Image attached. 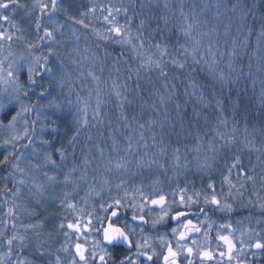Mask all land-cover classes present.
<instances>
[{
  "label": "rangeland",
  "instance_id": "rangeland-1",
  "mask_svg": "<svg viewBox=\"0 0 264 264\" xmlns=\"http://www.w3.org/2000/svg\"><path fill=\"white\" fill-rule=\"evenodd\" d=\"M16 3L0 9L8 17L0 19V264H84L77 244L88 264H98L100 255L107 264L125 256L135 264H161L170 245L180 264H209L218 255L210 264H222L221 252L226 264H252L260 257L264 247L255 244H264V123L233 120V108L224 111L213 85L202 79L219 77L227 86L226 80L246 75L252 91L264 89V63L258 65L264 33L255 36L247 16L239 17V0H57L55 11L51 0H39L49 5L44 11L38 0ZM151 4L165 10L171 25L177 23L175 45L186 61L176 60L173 72L183 78L185 107L195 105L189 116L178 103L176 116L151 109L146 117L131 118L147 123L122 142L114 123L128 118L121 112L114 119V102L124 106L134 78L153 85L147 63L161 69L163 55L140 46V33L120 17ZM115 27L120 35L110 31ZM126 52L139 60L129 64L134 75L122 66ZM190 61L203 72L190 75ZM168 82L160 79L155 91L146 89L163 112L179 95V86ZM36 84L43 92L34 93ZM62 119L72 121L68 138L61 134ZM230 151L235 155L223 172ZM237 157L240 167L234 168ZM137 173H146L148 184ZM161 196L163 204L152 202ZM203 207L214 213L198 218L191 239H180L181 218ZM113 211L114 219L120 211L114 223L130 235L131 250L114 252L104 242ZM132 216L146 218L148 225L134 223ZM137 242L146 246L137 249ZM138 251L156 261L137 257Z\"/></svg>",
  "mask_w": 264,
  "mask_h": 264
},
{
  "label": "trees",
  "instance_id": "trees-1",
  "mask_svg": "<svg viewBox=\"0 0 264 264\" xmlns=\"http://www.w3.org/2000/svg\"><path fill=\"white\" fill-rule=\"evenodd\" d=\"M233 1L236 0H230V2L232 3ZM239 4H241V6L243 7V9L241 10L243 14L239 17H243V15L247 16L246 22L253 24V27L251 29L254 30L255 36H257L261 30L262 33H264V0H239ZM159 7H156L154 4H151L145 9H140L138 6L133 10H126V12L120 17L122 21L131 26L132 30L138 31L140 33L141 38L138 40L140 41V46L142 45V47L147 49L148 52L156 54L157 57H159V55H163V58H160L163 65L161 69H156L155 67H152V65H149L147 63V72L150 76L151 81L153 82V85H150L145 80L142 81L139 78H132L133 80H130L132 81V87H130V91L124 97V106L118 107L114 102V119L118 118V113L121 112L125 113L128 118L126 121L114 123V131L119 137V141L122 142H126L127 140H129V136H132V138L134 139L137 135V132H139L140 130L136 127H138L139 124L147 123L143 121L140 122L141 120H133L131 118L146 117L148 116V113H150L149 110L151 109L154 111V114H173V116H176V111L173 108H178V103L184 105V102H186V98L180 93L183 86V78L173 72V68L178 67L179 65V62H176V60L186 61L184 59L186 57L184 56L181 49H179L178 46L175 45L177 37V23L175 22L176 24L173 23V25H171V20H168L167 13L164 9L162 10ZM247 28L250 29V25H248ZM156 45H159L160 48L158 49ZM105 48L107 50L112 51L113 54L118 57L123 56L118 51H116L117 48L113 44H107ZM161 49L165 51H161ZM259 56L261 57L258 65L264 63V55L260 54ZM124 57L127 59L126 61H124L125 64H122V66H126L125 73L127 75H134V72L131 70L129 64L139 60H136L135 55L132 52H126ZM187 69L189 72H191L190 75L193 76H196V73H200L201 71L203 72L202 67L199 65V63L193 61L187 62ZM260 76L261 78L264 77L262 71H260ZM160 79H166L169 82L173 81L176 85L179 86V95L176 96V100L173 99V102H169V106H167L168 108L165 109L164 112L159 109L158 106H154L155 103L153 102V98L150 97L146 90L148 87H152L155 91L154 86H159L158 84H160ZM202 79L205 84H208V86L211 87V85H213V89L219 95V101L224 103V111L228 112L229 107L233 108V115L235 117V119L233 120L237 121V118H241L243 120L249 118L250 121H255L257 123L259 122L260 124L264 123V97H260V94L262 93V91H264V89H262L263 87H256L254 91H252L250 88L251 81L246 75L244 77H239L236 80H226L227 82H229V85L227 86L225 85L224 80L219 77L214 78V80H212L210 77L208 79L206 78V80H204V78ZM259 82L261 81H257V83ZM40 87L41 84H36L34 87V93L43 92V89H41ZM192 105H195V102L193 104L190 101L189 103H187V107H185V105L182 106V109L183 107L186 109V111L184 112L185 116L191 115L189 113V109L192 108ZM201 107L202 106H200V108ZM69 116L70 114H68L67 118ZM129 118L131 121L129 120ZM241 119L238 121L241 122ZM62 122L63 123L61 127V134L68 138L70 132H73L70 129L72 121L67 122L65 121V119H62ZM174 123L178 124L177 122ZM129 124L133 126L132 129L124 127L125 125ZM119 125L120 127L117 128ZM145 137L147 138V136ZM234 155L235 153L231 151L229 154H225L226 159L222 161L223 168L221 167V170L223 172H225L224 168L227 167L226 160L232 161ZM137 174H139L138 179L145 183L148 178V175L146 173ZM150 176L153 177L152 175ZM219 177L221 178L222 175L220 174ZM146 184L148 183H145V185ZM152 185L153 184H151V186ZM159 190L160 189H156L155 191L158 192ZM253 264H264V248L260 252V257H256L253 261Z\"/></svg>",
  "mask_w": 264,
  "mask_h": 264
},
{
  "label": "snow or ice",
  "instance_id": "snow-or-ice-1",
  "mask_svg": "<svg viewBox=\"0 0 264 264\" xmlns=\"http://www.w3.org/2000/svg\"><path fill=\"white\" fill-rule=\"evenodd\" d=\"M10 6L17 7L18 5L16 3V0H10V3L4 2V0H0V9L7 10ZM38 6L40 7L41 11H44L45 9H48L49 8V5L48 4H40L39 3V0H38ZM56 8H57V0H51V10L52 11H55ZM0 19H3L5 21H7L8 20V17L7 16H0ZM105 19H107V17H105ZM79 23H83V21H79ZM37 27L38 28L40 27L39 23H37ZM110 31H114L117 35H120L121 34V29L118 28V27H115V28L111 29ZM45 36H47V37H51L52 36V32L51 31H48L47 28H45ZM9 39H11V37H9ZM42 39H43V37H42ZM156 47L158 49L160 48L159 45H156ZM161 51H165V50L161 49ZM157 66H159V65H157ZM182 66L183 65H181V67ZM162 74H163V72H162ZM29 79L30 80L32 79V77H31V70L29 72ZM2 109H3V105H0V110H2ZM17 115H19V113H17ZM15 119H16V117L13 116L12 117V120L15 121ZM61 158H63L62 151H61ZM6 160H7V157H5V161ZM52 162L54 163V161H52ZM232 167H234V168L240 167L239 158L238 157L236 158V162L232 164ZM241 171L243 172V169H241ZM248 178L251 179V177H248ZM209 187H211V185H209ZM152 202L154 204H157V203L163 204L164 197L161 196L158 201L157 200H154ZM211 202L218 204V201L216 200L215 196H213V199H212ZM117 203H119V201H117ZM112 215L115 216L116 215V212L113 211ZM178 215H183V214L180 213ZM141 220H143V217H141ZM188 223L191 224V221H189ZM61 227H63V225H61ZM68 227L71 228V227H73V225L70 224V225H68ZM185 227H187V225H185ZM175 231L176 230L173 229V232H175ZM183 238H184V233H181L180 234V239H183ZM13 239H15V237H13ZM13 239H10L8 241V244L9 245H12ZM104 239L109 244L113 243L114 241H119V240H122L125 243H127L129 247H132V244H133V242L131 240H129V237L121 229H119V228H113L111 224L108 226V228H106L104 230ZM222 239H225L226 242H228L226 238H222ZM228 243H230V242H228ZM20 244H21V246H23V238H21ZM145 246H146V242H145V245H141L139 242H137L135 244V247L137 249H140L141 247H145ZM255 247L256 248H262V247H264V244H261L259 241H257L256 244H255ZM76 250H77V254L79 255L80 260L81 261H84V264H88V261L85 259V256H84V252H83L82 246L79 245V244H77L76 245ZM188 251L190 253L191 252V249H189ZM106 254L109 256L110 259L112 258L111 257V253H106ZM141 255H145V253H141L139 251L136 253V256L137 257H139ZM176 255H177V253L173 252L172 249H171V247H169V249H168V255L164 257V260H165L166 264H174V258H175ZM205 256L208 257L209 259L211 258L210 254H208V253H205ZM170 257L173 258L172 261H170V259H169ZM95 258H96L95 257V254H93V259H95ZM147 259L148 260H151L152 257L151 256H148ZM99 261H100V264H107V261L105 260V255H100L99 256ZM21 264H24V262L22 261ZM74 264H75V262H74ZM112 264H135V261L131 257L125 256L123 259H120L118 262L115 259H113Z\"/></svg>",
  "mask_w": 264,
  "mask_h": 264
},
{
  "label": "flooded vegetation",
  "instance_id": "flooded-vegetation-1",
  "mask_svg": "<svg viewBox=\"0 0 264 264\" xmlns=\"http://www.w3.org/2000/svg\"><path fill=\"white\" fill-rule=\"evenodd\" d=\"M215 205H218L217 203L215 204ZM117 217L114 219L113 218V220H112V224L113 225H115V223H114V220H117L118 219V216L119 215H121L120 214V211H117ZM214 212H213V209H211V208H205V207H203V208H201V210H199V212L197 213V214H195V212H190V213H188L186 216H184V217H182L181 218V221H180V223H182L183 224V226H184V238L183 239H185V240H189V239H191L195 234H196V230L198 229L199 230V228H200V223L198 222V218L200 217V216H204L205 214H213ZM189 221H191V224H189L188 222ZM185 225H187V227H185ZM116 226H119V225H117L116 224ZM188 231H190V233L188 232ZM182 239V240H183ZM116 243L114 244V252L115 251H117V250H122V249H124V247H123V245H122V242L120 243V240L119 241H115ZM229 242V241H228ZM228 242H226V244L227 245H229V243ZM225 245V244H224ZM170 247H171V249H172V246L170 245ZM133 248V245H132V247L130 248V250ZM210 249V251H212V249L211 248H209ZM215 254H218V253H216V252H214V255ZM142 257L144 256V255H141ZM221 256H222V258H223V260H221L222 261V264H226V260H225V258H224V253L223 252H221ZM217 257H219V255L218 256H215L214 258H212L211 259V261H209V262H207V263H211V262H213ZM170 259V261H172V257H170L169 258ZM147 261L148 262H150V263H153V262H155L156 260L152 257V259L151 260H148L147 259ZM161 264H166V262H165V260L163 259V262L161 263ZM174 264H180L179 263V260H177V258H174ZM214 264V263H213Z\"/></svg>",
  "mask_w": 264,
  "mask_h": 264
},
{
  "label": "water",
  "instance_id": "water-1",
  "mask_svg": "<svg viewBox=\"0 0 264 264\" xmlns=\"http://www.w3.org/2000/svg\"><path fill=\"white\" fill-rule=\"evenodd\" d=\"M133 221L134 222H136V223H143V224H145V225H147V220L145 219V218H143V220H141V218H133ZM109 225H110V223H109ZM108 225V226H109ZM113 227V226H112ZM108 228V227H107ZM113 228H118V227H113ZM119 229H121V228H119ZM128 237H129V235L126 233V231L125 230H123V229H121ZM129 240H130V237H129ZM104 241H105V243H107V244H109L105 239H104ZM114 243V242H113ZM113 243H111V244H109V245H112ZM124 244L126 245V246H128V244L127 243H125L124 242ZM129 247V246H128ZM147 258V257H146ZM98 264H100V262H98Z\"/></svg>",
  "mask_w": 264,
  "mask_h": 264
}]
</instances>
